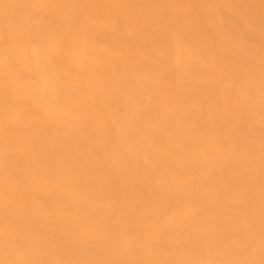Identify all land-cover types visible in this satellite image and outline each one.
Instances as JSON below:
<instances>
[{
  "label": "bare ground",
  "instance_id": "1",
  "mask_svg": "<svg viewBox=\"0 0 264 264\" xmlns=\"http://www.w3.org/2000/svg\"><path fill=\"white\" fill-rule=\"evenodd\" d=\"M0 264H264V0H0Z\"/></svg>",
  "mask_w": 264,
  "mask_h": 264
},
{
  "label": "rangeland",
  "instance_id": "2",
  "mask_svg": "<svg viewBox=\"0 0 264 264\" xmlns=\"http://www.w3.org/2000/svg\"><path fill=\"white\" fill-rule=\"evenodd\" d=\"M225 11V10H224ZM204 16L202 17L201 21H202V25L207 26L214 18L212 17V13L210 12V9L205 8L203 10ZM205 20V22H204ZM258 58H261V53H256Z\"/></svg>",
  "mask_w": 264,
  "mask_h": 264
}]
</instances>
